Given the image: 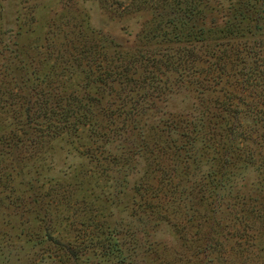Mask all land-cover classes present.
<instances>
[{"label": "rangeland", "instance_id": "rangeland-1", "mask_svg": "<svg viewBox=\"0 0 264 264\" xmlns=\"http://www.w3.org/2000/svg\"><path fill=\"white\" fill-rule=\"evenodd\" d=\"M263 16V0H0V264H264Z\"/></svg>", "mask_w": 264, "mask_h": 264}, {"label": "trees", "instance_id": "trees-1", "mask_svg": "<svg viewBox=\"0 0 264 264\" xmlns=\"http://www.w3.org/2000/svg\"><path fill=\"white\" fill-rule=\"evenodd\" d=\"M264 1V0H263ZM245 18V17H244ZM252 17H250V15L247 17V18H245V19H248L249 21H257L256 20V18L255 19H251ZM264 18V16L262 17V19ZM191 52V51H190ZM198 56V55H197ZM232 56L229 54H226V52L224 51V52H220V56H217V57H214L213 58V62H212V64L210 65L209 64V67H217V65H218V68L220 69H222V71L225 69V67L228 69V67L230 66V64H232V63H230L231 62V58ZM183 59H186L187 60V58H176L175 60L176 61H174L173 62V64H175V66H176V68H178L181 64H183L184 62H183ZM202 61V59H199V61ZM195 62H196V60L193 58V59H190L189 60V62H188V65H190L191 66V63H192V65H194L195 64ZM230 63V64H229ZM118 74V73H117ZM251 75V76H250ZM250 75H249V78H250V80H251V84H252V86H254L256 83H263V79H264V75L263 74H258V71L257 70H253V72L252 73H250ZM263 75V76H262ZM118 77L119 78H117L118 80V82L120 83V79H122V73L121 74H118ZM124 79V78H123ZM260 79V80H259ZM125 80V79H124ZM262 80V81H261ZM203 80H201V82H202ZM206 82V81H205ZM203 83V82H202ZM207 84H205V85H208V86H211V84H210V82L208 83V81L206 82ZM254 105V104H253ZM252 104L251 105H247V107L245 108V112L246 111H249L250 113H251V115H252V118H255L256 116H255V113L256 114H258V111L256 110V108H257V106H253ZM256 107V108H255ZM236 109H237V105H235V104H233V103H231V102H223V104H222V106H221V110L222 111H224V113H226V114H228L227 112H230V113H232L233 112V110H234V112L236 111ZM240 111V110H239ZM255 112V113H254ZM236 113H238V112H236ZM239 113H241V112H239ZM238 113V114H239ZM243 113V112H242ZM253 113V114H252ZM201 115H200V118H207L208 116H207V114H206V111L204 110V111H202L201 110V113H200ZM64 115H66V114H64ZM239 118H240V116H239ZM241 118H247V116L246 115H244L243 117H241ZM190 125H191V128H190V131H191V134H193L192 136H193V141H196V142H201V144H202V147H207L208 145H210V144H208V142L210 141L209 140V138H207V136H206V133H205V130H204V127H205V121H203V120H199L198 122H196V123H193V122H191L190 123ZM20 134H23V133H20ZM255 143V142H254ZM240 145V144H239ZM254 145V144H253ZM230 146V145H229ZM223 148V147H222ZM221 148V149H222ZM260 148H263V150H264V146H261ZM264 164V163H263Z\"/></svg>", "mask_w": 264, "mask_h": 264}]
</instances>
